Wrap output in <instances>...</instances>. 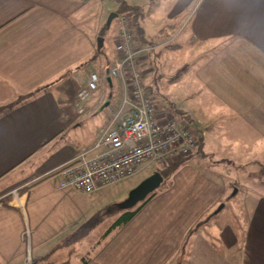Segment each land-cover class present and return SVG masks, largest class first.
I'll list each match as a JSON object with an SVG mask.
<instances>
[{"label": "crops", "instance_id": "crops-1", "mask_svg": "<svg viewBox=\"0 0 264 264\" xmlns=\"http://www.w3.org/2000/svg\"><path fill=\"white\" fill-rule=\"evenodd\" d=\"M164 1L0 0V264L126 263L124 244L100 250L106 243L102 241L125 225L100 232L93 225L90 194L60 189L59 183L62 167L81 146L94 142L121 102L119 91L124 88L115 77H106L86 102L81 103L77 94L91 72L105 74L119 60L118 15L130 7L135 46L154 42L159 47L167 40L177 43L176 49L196 46L193 51L213 73L199 74L188 85L202 89L206 98L201 105L228 108L217 112L222 115L212 121V134L226 130L219 136L261 138L264 162V0H169L167 11L161 12ZM112 14L117 16L110 21ZM185 24L188 45L178 42L176 34ZM152 51L142 56L141 71ZM183 112L187 122L194 121ZM193 179L188 186L202 182ZM209 183L215 190L207 197L198 189L166 195L170 203L179 200V210L170 207L164 212L165 223L159 216L158 226L145 239L140 232L135 264H264V193L253 190L238 198L240 191H234L213 212L214 216L226 208L227 200L235 201L234 220L195 230L205 201H219L224 194L226 186L213 179H207ZM102 208L99 202L98 210ZM107 214L118 219L123 212L114 215L109 209ZM81 226H88V231L76 239ZM94 232L103 237L88 241ZM92 247L96 257L84 258ZM78 248L83 252L78 254Z\"/></svg>", "mask_w": 264, "mask_h": 264}, {"label": "rangeland", "instance_id": "rangeland-1", "mask_svg": "<svg viewBox=\"0 0 264 264\" xmlns=\"http://www.w3.org/2000/svg\"><path fill=\"white\" fill-rule=\"evenodd\" d=\"M167 1L169 0L164 1L165 3L162 4L159 11H167ZM196 4L197 2L195 1L192 6V13L195 11ZM130 12L125 10L122 13H127L129 15L131 23L130 28L136 39L134 30V24L136 23L134 20V12ZM145 13L147 17H149L147 14L148 10H146ZM188 26L189 25L185 24L180 27L181 30L176 31L177 36L180 35L182 38V40L179 41V37L178 42H184L187 45L190 43L187 40V35L189 33ZM173 42V40H167V42L159 47L155 46V48L151 49L153 50L152 53L148 58L146 57L145 63L141 65L142 73L144 76H147L146 73H148L149 78L148 80H145L144 77L143 84L153 96L156 106L158 107L160 119L171 118L181 121L185 120L186 123L188 118L183 111L185 110L192 115L194 121L191 122L189 120L188 124L197 140L196 151L190 155L176 157L168 162L160 164L155 161L147 162L140 167L136 175L110 184L87 196L88 202L93 199V225H98V229L100 228L99 231L105 233L107 229L111 227L112 223L114 224L117 220L116 216L115 218L108 217V215H111L107 214L109 209L114 211V215L116 212L121 214L127 210H135L138 204L128 209L123 207L129 198L131 191L145 178L152 175L154 172L159 171L160 168L167 169L181 161L174 172H166L163 170L166 177L161 186L149 199L151 202L148 201L149 204L146 207L144 206L145 210H142L143 212L140 211L137 216H134L128 223L124 224V228L120 229L112 236H109L108 239L102 241V243H106L100 250H105L106 247L111 248L113 245L120 248L122 244H124V260H126V263L124 262V264L136 263V238L139 236L140 232L143 234L139 237L145 239V236L148 237L150 235V232L148 231H152V229L155 230V224L158 226V221L161 220L165 223L166 217L164 216V212L166 213L170 207H176L179 210V200H177V204H175L174 201L170 203L167 199V194L174 196V194L179 195L183 191L189 192L192 189H198V194H204V196L207 197L211 195L207 194L210 190L211 193L215 190V186L212 185L213 187H211L210 183L209 185L205 184L207 179L217 181L221 184V187L226 186L224 187L225 190L224 194L221 196V200L218 201L215 199L212 202L205 201L204 216L200 217L202 224L198 226V229H200L205 224H210L211 222L218 223L221 221L222 223L223 221L234 220L233 215L236 214L235 210L238 206L237 202H231L230 200H227L228 204L226 208H223L220 213L213 216V212L218 208V205L224 202V198H226L227 195L229 196L232 194L234 191H240L238 198L252 192L253 190L264 193V173H262L261 169V166L264 167V162L261 158L260 152L262 147H259L261 138L254 136L250 137L247 134L220 137L219 135L224 134L226 130L212 134V121L215 119V116L222 115V113L218 114L217 112H228V108H224L220 111L215 105H201L203 103L202 98H206L203 97L201 93L202 89H195L197 85L189 86L188 84L196 82L195 77L199 74L203 75L206 72L210 74L213 73V67H208L210 64L206 67V64L204 63L205 59L193 51V49L196 48L193 43L188 45L189 47H193V49L182 47L183 49L181 50L176 49L177 47L173 48L177 45V43ZM153 44L154 42H151L149 46ZM168 44L172 47H166ZM136 47L138 46L136 45ZM149 52L150 50L148 53ZM214 73L218 72L216 71ZM203 91L205 92L207 90ZM119 92L122 102L124 97L122 86L121 91ZM209 102H211V100H209ZM161 108H168L167 110L169 112H164ZM225 122L226 119L223 118L222 123ZM229 141H231L232 145L229 144ZM262 142L264 145V139ZM194 177L199 178L202 181L197 183L195 188L193 186H188L187 184V181L194 180ZM228 199H230V197ZM106 201L107 203L103 204ZM99 202L101 207H103L101 210H98ZM229 205L231 211L228 210ZM159 216L160 220H158ZM163 218L165 219L163 220ZM136 228L139 230L138 235H136ZM103 233L94 232L88 241H98ZM105 238L106 235L104 239ZM93 245H96V243ZM79 248L78 254L83 252V250ZM89 256L96 257L94 248L90 250V252L87 251L86 255L83 257H86L87 259Z\"/></svg>", "mask_w": 264, "mask_h": 264}, {"label": "built area", "instance_id": "built-area-1", "mask_svg": "<svg viewBox=\"0 0 264 264\" xmlns=\"http://www.w3.org/2000/svg\"><path fill=\"white\" fill-rule=\"evenodd\" d=\"M130 24L127 13L119 14L115 42L119 60L105 74L91 72L77 94L81 103L86 102L106 77H115L122 81L123 100L98 129L94 142L81 146L76 156L62 167L60 189L92 194L136 175L147 162H168L197 149L190 126L178 119H160L139 69L141 57L155 46L136 47ZM85 111L83 104L79 112Z\"/></svg>", "mask_w": 264, "mask_h": 264}, {"label": "water", "instance_id": "water-1", "mask_svg": "<svg viewBox=\"0 0 264 264\" xmlns=\"http://www.w3.org/2000/svg\"><path fill=\"white\" fill-rule=\"evenodd\" d=\"M117 16V14H112L110 16V21ZM164 176L156 171L152 175L145 178L137 187H135L131 193L126 203L123 205L124 208H131L138 203L144 201L148 195L156 191L162 184Z\"/></svg>", "mask_w": 264, "mask_h": 264}, {"label": "trees", "instance_id": "trees-1", "mask_svg": "<svg viewBox=\"0 0 264 264\" xmlns=\"http://www.w3.org/2000/svg\"><path fill=\"white\" fill-rule=\"evenodd\" d=\"M128 7V5L126 6ZM134 10V7H130V9H128V11H132ZM131 13V12H130ZM26 96V95H25ZM22 96V97H25ZM185 122V120H184ZM187 125L189 126L188 122L186 121ZM186 158V157H185ZM179 163H181V161H179L177 164H175L174 166H171L170 168L168 167L167 169H161L159 170V172L164 176L165 179V173L163 170H165L166 172H174L175 169L178 167ZM262 173H264V167L262 168ZM154 195V192L152 194H150L144 201H142L135 210H127L123 213V215H121L116 222L110 227L109 231L116 227V226H120V225H124L126 223H128L134 216H136V214L144 207V205L149 201V199ZM202 222L198 223L195 227V230L198 229V226L201 225ZM88 231V226H81L78 231L76 232V234L73 236L76 239H79L81 237H83Z\"/></svg>", "mask_w": 264, "mask_h": 264}, {"label": "flooded vegetation", "instance_id": "flooded-vegetation-1", "mask_svg": "<svg viewBox=\"0 0 264 264\" xmlns=\"http://www.w3.org/2000/svg\"><path fill=\"white\" fill-rule=\"evenodd\" d=\"M140 203H138V205H139Z\"/></svg>", "mask_w": 264, "mask_h": 264}]
</instances>
